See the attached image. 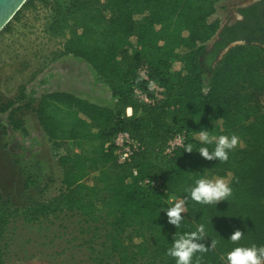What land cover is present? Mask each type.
Segmentation results:
<instances>
[{
    "label": "trees",
    "instance_id": "obj_1",
    "mask_svg": "<svg viewBox=\"0 0 264 264\" xmlns=\"http://www.w3.org/2000/svg\"><path fill=\"white\" fill-rule=\"evenodd\" d=\"M33 3L27 0L11 20ZM53 13L50 29L64 37L62 56L88 65L115 105L102 107L66 91L44 93L35 103H0L11 130L25 134L20 116L30 111L50 143L72 142L78 151L74 158L58 157L63 174L57 196L21 210H11L0 196V264L13 216L32 224L60 215L78 217L88 242L102 238L100 258L175 264L166 249L176 229L161 211L171 197L187 200L183 231L197 223L214 231L215 247L198 260L194 256L193 264H223L224 254L237 244L264 245V49L250 43L236 47L241 54L226 77L230 96L220 98L205 93L204 84L236 38H223L234 26L222 30L214 0H69ZM173 61L181 62L176 71ZM212 126L218 136L239 137L231 160L206 161L196 152L184 153L182 144L167 152L177 136L198 151V131ZM0 129H6L1 121ZM119 133L139 145L122 163L113 145ZM208 147L211 151L214 143ZM214 166L219 170L210 178H225L231 196L216 206L188 199L194 180ZM121 227L132 233L122 236ZM235 230L243 236L234 243L228 239Z\"/></svg>",
    "mask_w": 264,
    "mask_h": 264
},
{
    "label": "rangeland",
    "instance_id": "obj_2",
    "mask_svg": "<svg viewBox=\"0 0 264 264\" xmlns=\"http://www.w3.org/2000/svg\"><path fill=\"white\" fill-rule=\"evenodd\" d=\"M68 1L34 0L32 6L23 8L17 19L11 20L0 33V103L8 100H20L18 105L35 103L44 93L66 91L90 103L114 107L115 99L108 86L79 59L62 56L64 37L51 32L54 7ZM214 1L223 25L236 8L248 0ZM237 46L240 45L231 46L219 55L217 61L222 65L204 84L205 93L220 98L230 96L226 77L241 54ZM180 65V61H173L172 71ZM20 118L25 134L11 130L7 114L0 115L6 127L4 132L0 129V196L11 210H21L57 196L62 189L63 174L58 157L78 155L72 142L50 143L30 111L22 112ZM208 130L218 136V127ZM232 158L229 153L228 160ZM218 170L211 167L205 176L210 178ZM81 226L78 217L46 216L38 223L28 224L19 216H13L5 233L4 263L117 264L115 260L100 258L102 238L88 242L90 236L81 231ZM120 233L126 236L132 231L121 227ZM145 236L150 242L151 235ZM212 242H215L214 231L207 228L203 243L209 250L195 257L210 252Z\"/></svg>",
    "mask_w": 264,
    "mask_h": 264
},
{
    "label": "clouds",
    "instance_id": "obj_3",
    "mask_svg": "<svg viewBox=\"0 0 264 264\" xmlns=\"http://www.w3.org/2000/svg\"><path fill=\"white\" fill-rule=\"evenodd\" d=\"M198 139L201 146L198 151H193L194 145L191 142L178 141L184 148V153L196 152L206 161H226L229 153L234 150L239 143V137L230 135L213 136L211 131L201 128L198 131ZM214 147L209 150L210 145ZM231 187L223 177L215 179L208 176H201L194 180L188 192V199L201 205H217L221 201H227L231 196ZM174 202L163 208L167 222L175 227L176 231L171 238L170 246L166 249V255L175 261V264H193V258L197 253H204L209 250L203 241L206 238V224L197 223L192 231H183L184 218L182 213L187 212V200L184 198H173ZM160 211V212H161ZM243 234L240 230H235L228 240L238 242ZM211 247H215L212 242ZM198 260L199 257H196ZM223 264H264V245H239L234 246L223 256Z\"/></svg>",
    "mask_w": 264,
    "mask_h": 264
},
{
    "label": "flooded vegetation",
    "instance_id": "obj_4",
    "mask_svg": "<svg viewBox=\"0 0 264 264\" xmlns=\"http://www.w3.org/2000/svg\"><path fill=\"white\" fill-rule=\"evenodd\" d=\"M226 26H234V29L232 32L225 33L223 38L231 36L236 38L226 48L232 44L247 45L250 43L251 46L257 49H264V0H248L237 7L234 16L229 22L222 25V30ZM219 37L218 35L215 38L218 42L222 40ZM212 44L213 42L209 45L211 50Z\"/></svg>",
    "mask_w": 264,
    "mask_h": 264
},
{
    "label": "built area",
    "instance_id": "obj_5",
    "mask_svg": "<svg viewBox=\"0 0 264 264\" xmlns=\"http://www.w3.org/2000/svg\"><path fill=\"white\" fill-rule=\"evenodd\" d=\"M141 76H144L143 72H141ZM152 88L155 91H159V89L155 85H152ZM135 94L144 102L147 103L149 102L148 99H146V97L141 95L138 91H135ZM127 115L130 114L127 113ZM180 140H182V138L180 136H177L172 141H170L168 144L169 148L167 149V152H171V150L174 149L175 147L181 146V143H178V141ZM113 145L116 149L118 162L120 163L128 161L133 151H137L139 148V145L134 141H132L127 133L117 134L113 139ZM133 175H136L135 171L133 172ZM173 202H174L173 197H171L169 199V203L171 204Z\"/></svg>",
    "mask_w": 264,
    "mask_h": 264
},
{
    "label": "water",
    "instance_id": "obj_6",
    "mask_svg": "<svg viewBox=\"0 0 264 264\" xmlns=\"http://www.w3.org/2000/svg\"><path fill=\"white\" fill-rule=\"evenodd\" d=\"M26 1L27 0H0V31L11 21L16 12L20 10V8ZM234 14L230 16L226 22H229ZM231 46H235V44H232ZM228 48H226L225 50H227Z\"/></svg>",
    "mask_w": 264,
    "mask_h": 264
},
{
    "label": "bare ground",
    "instance_id": "obj_7",
    "mask_svg": "<svg viewBox=\"0 0 264 264\" xmlns=\"http://www.w3.org/2000/svg\"><path fill=\"white\" fill-rule=\"evenodd\" d=\"M127 111H128V114H130V113H131L130 109H128Z\"/></svg>",
    "mask_w": 264,
    "mask_h": 264
}]
</instances>
